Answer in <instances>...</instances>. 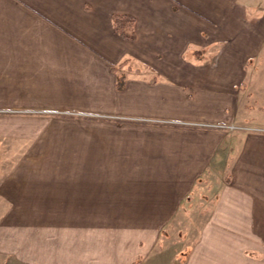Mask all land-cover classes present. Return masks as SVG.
Instances as JSON below:
<instances>
[{"label": "crops", "instance_id": "crops-1", "mask_svg": "<svg viewBox=\"0 0 264 264\" xmlns=\"http://www.w3.org/2000/svg\"><path fill=\"white\" fill-rule=\"evenodd\" d=\"M260 59L264 0H0V264H264Z\"/></svg>", "mask_w": 264, "mask_h": 264}, {"label": "rangeland", "instance_id": "rangeland-1", "mask_svg": "<svg viewBox=\"0 0 264 264\" xmlns=\"http://www.w3.org/2000/svg\"><path fill=\"white\" fill-rule=\"evenodd\" d=\"M264 63V59H260ZM249 62V61H248ZM255 62V60H254ZM253 62V63H254ZM258 74V73H257ZM254 89L259 92V98H261L260 102H262V104L264 105V87H262V78L259 76L255 82H254ZM261 84V85H260ZM242 88H245V85H242ZM263 99V100H262ZM11 108H2L0 107V120L2 122L3 126H8L10 127L12 124L10 121L11 119H9L8 116L6 115H11L13 114L11 112ZM261 112V111H260ZM257 112L254 115V117H245L247 118V124L248 126L245 128H252L249 129V131H254L253 129H256V126H264V113H260ZM32 114H41V112L39 111H35ZM215 127L218 129H224V128H230V129H234L237 128L238 126L235 124H215ZM244 129V128H243ZM242 130V129H240ZM248 131V130H247ZM202 222V217H194V218H175V219H171V222L169 223V225L167 226V228L163 229V233H162V237H161V244L163 247V249H167L165 252V256H169L166 253L171 252V255H175L173 254V251L175 248H177L179 250L178 252V257H181V259H185L186 258V253L188 252L191 244L193 242H196V240H198L199 238V225Z\"/></svg>", "mask_w": 264, "mask_h": 264}, {"label": "trees", "instance_id": "trees-1", "mask_svg": "<svg viewBox=\"0 0 264 264\" xmlns=\"http://www.w3.org/2000/svg\"><path fill=\"white\" fill-rule=\"evenodd\" d=\"M113 24L115 31L118 32L123 38L128 40H136L137 34L135 31V18L128 14H115L113 15ZM124 79H119L118 86L122 87Z\"/></svg>", "mask_w": 264, "mask_h": 264}]
</instances>
